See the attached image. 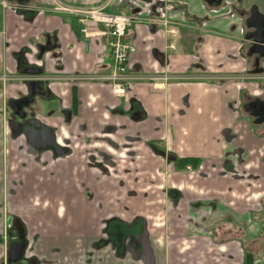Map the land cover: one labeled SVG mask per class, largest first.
<instances>
[{"label":"crops","instance_id":"crops-1","mask_svg":"<svg viewBox=\"0 0 264 264\" xmlns=\"http://www.w3.org/2000/svg\"><path fill=\"white\" fill-rule=\"evenodd\" d=\"M76 9L136 15L127 37L137 49L131 59L134 72L185 78L135 82L125 96L114 97L104 83L87 79L112 69L106 26L90 19L81 24L83 17L71 12ZM230 11L225 7L214 13L205 0H31L19 9L4 7L0 0V77L5 76L0 80V264H8L10 247L21 236L27 243L24 257L11 264H142L120 257L113 247H94L108 216L130 220L135 215L152 223L157 264H244L246 239L261 233L256 215L246 214L242 206L243 201L259 204L264 192V126L252 127L239 107L236 75L245 68L243 60H233L239 30L233 32L227 22H210ZM151 18L180 25L176 52L168 49L166 30L151 24ZM48 41L58 48L39 60L38 47ZM35 65L43 68L40 76L21 73ZM35 78L64 107L78 103L72 130L81 137L73 140L75 153L68 158L55 160L50 152H33L10 128L9 103L28 93V83ZM134 108L143 120L132 118ZM41 118L49 122L45 115ZM107 127L114 132L107 133ZM90 137L115 158L118 176L100 177L87 168ZM151 141H163L180 155L206 159L210 176L202 182L197 177L199 189L226 199L236 210L226 234L215 232L210 238L188 232L177 227L173 211L166 216L153 204L156 194L150 200L128 197L119 189L120 179L127 181V189L133 187L125 171L150 174L165 165L149 147ZM127 155L130 159L124 158ZM88 189L96 195L94 201L88 200ZM246 222L257 228L240 238L239 226ZM252 246L254 264H264L261 245Z\"/></svg>","mask_w":264,"mask_h":264},{"label":"flooded vegetation","instance_id":"flooded-vegetation-1","mask_svg":"<svg viewBox=\"0 0 264 264\" xmlns=\"http://www.w3.org/2000/svg\"><path fill=\"white\" fill-rule=\"evenodd\" d=\"M205 4L214 13L225 7L231 10L229 14L221 12L222 14H219L217 18L214 16L210 22H227L230 23V29L233 32L239 30L237 51L233 58V60H243L245 63V68L236 75L237 84L240 85L239 107L250 118L252 127L264 126V114L262 115L264 111V49L255 45V39L264 33L262 30L257 32V29L261 27L264 29V0H222L220 4L209 3L205 0ZM51 45L54 46V49L58 48V44H55L54 41L51 42ZM31 67H38L43 72L42 67L37 65ZM27 68L29 67L22 70ZM169 76L173 80L185 78H176L170 74ZM188 76L192 78L191 75ZM104 84L108 87L111 95L118 97L109 83ZM41 87L42 93L38 95L32 96L28 91L25 95L19 96L16 100L26 101L16 109H13L10 104L8 105L9 125H13L11 130L14 135L26 139L27 134L39 145H46L45 149L42 147L36 148L33 146L32 140L26 139L33 152H50L55 160L68 158L75 153L73 140L81 137V134H77L75 129L72 130L74 118L77 117L79 112L78 103L75 101L71 107H64L49 87L43 86V83ZM40 101H47L48 107L45 113L41 110ZM132 111L134 120L144 119L143 116H140L141 113L135 112V108ZM43 115L47 117L50 123L43 122L41 118ZM261 120L262 122H260ZM114 130L113 127L105 129L107 133L114 132ZM52 137L55 138L56 146H50ZM97 141L98 139L94 137H90L87 141L89 145L85 150L87 168L96 170L100 177L111 179L118 176L117 161L109 153L100 149ZM163 144V141L148 143L149 147L164 159L165 165L156 168L153 171L154 173L150 174L140 170L125 171L124 176L130 177L131 180L129 181L133 187L127 189V181L120 179L118 182L119 189L121 191L125 189L128 197L141 196L151 200L157 195V200H151L154 201L153 204H157L158 209H162L161 212L166 216L168 211H173L175 223L178 224L177 227L184 226V229L188 232L191 229L196 230L206 236L209 235L210 238H213L215 232L223 231L226 234L228 224L233 225L230 216H233L236 210L228 206L229 201H226V199L212 198L207 191L199 189L200 184L197 183V177L202 182L210 176V172L204 167L206 159L189 154L180 155L170 151ZM124 158L130 159L128 155ZM154 189L156 192H153ZM95 197L96 195L92 190L88 189V200L94 201ZM109 197H112V195H109ZM260 201H264V192L261 194ZM246 214L253 215L256 212H249L248 210ZM166 224V221L161 223L163 227ZM154 225H157V223ZM247 225L248 222H246V225L239 226L242 233L238 235L240 238L252 234L250 227ZM151 226L152 223L149 219L142 215H135L130 220L108 216L101 223L100 235L94 247L101 249L110 246L116 249L118 255L122 258L129 256L142 264H157L155 247L150 237ZM23 230L22 228L21 232L24 234ZM250 242L254 245L255 239H251ZM244 247V264H247L246 255L248 253L253 254L254 249L253 246L246 247L244 245ZM31 263L36 264L34 260Z\"/></svg>","mask_w":264,"mask_h":264},{"label":"built area","instance_id":"built-area-1","mask_svg":"<svg viewBox=\"0 0 264 264\" xmlns=\"http://www.w3.org/2000/svg\"><path fill=\"white\" fill-rule=\"evenodd\" d=\"M4 7H14L16 9L23 8L24 4L16 3L12 5L10 0H2ZM56 10L66 11L67 8L57 6ZM83 18L81 24H85L87 20H93L98 23H103L106 26V34L109 36L108 49L112 57V69L110 73L104 76L87 77L88 80H97L102 83H109L116 96L123 97L127 87L132 83L149 80L154 83H167L173 78L167 73L155 74L145 77L139 73H135L131 59L136 53V45L128 40V33L136 21V15L115 14L106 15L96 10L76 9L71 11ZM149 22L154 25H161L169 35L168 49L176 52L177 41L180 39V25L176 22L165 20L162 18H151ZM83 31H85L83 29ZM0 80H5V76L0 77Z\"/></svg>","mask_w":264,"mask_h":264},{"label":"water","instance_id":"water-1","mask_svg":"<svg viewBox=\"0 0 264 264\" xmlns=\"http://www.w3.org/2000/svg\"><path fill=\"white\" fill-rule=\"evenodd\" d=\"M14 1H16L19 4H25L29 0H14ZM206 1H208L209 3H217V4H220L222 2V0H206ZM261 30L264 32L263 27L257 29V32H260ZM255 43H256L255 44L256 46H259L264 49V33L259 38L255 39ZM38 50H39L38 59L41 60L46 52H50L54 50V46H52L51 42L48 41L46 45H40L38 47ZM21 73L31 75V76H40L42 74L41 69L38 67H29L25 70H22ZM41 84L42 82L39 79L32 80L28 83L29 92L31 93L32 96L42 93ZM25 101L26 100H12L10 101L9 104L13 109H16V107L21 106ZM263 114H264V111L262 112V115ZM262 120L260 122H262ZM10 128L13 129V125L10 124ZM26 139H29L31 141L32 137H29L26 134ZM31 142L33 146H35L36 148L42 147L45 149L46 145H39L33 140ZM50 146H56L54 137L51 138ZM25 249H26V240H24V237L21 236V242L11 245L10 250L8 252V256H7V263L11 264V263H17L21 261L24 257Z\"/></svg>","mask_w":264,"mask_h":264},{"label":"rangeland","instance_id":"rangeland-1","mask_svg":"<svg viewBox=\"0 0 264 264\" xmlns=\"http://www.w3.org/2000/svg\"><path fill=\"white\" fill-rule=\"evenodd\" d=\"M249 1H251V0H249ZM39 105L41 107L42 112L45 113L46 110H47V107H48L47 106V101H40ZM240 202H242V201H239V203ZM243 203H244L243 205H245V206H242L241 204H239V205L244 207V210L246 212L248 210H249V212L250 211H254L255 212L256 210L258 211V212L256 211V214H255L256 218L255 219L260 221L259 223H260V226H261V233H260V236L255 238V245L256 244L259 245V246L261 245V254H260V256L263 259L264 258V201H260L259 204H258V201H243ZM260 203H262V204H260ZM242 207H240L239 209H241ZM251 227L249 228L250 231L255 230L257 228V226L255 228L254 227L251 228ZM251 239H253V238H251ZM251 239L250 240L246 239V244H245L246 247H252V244L250 242Z\"/></svg>","mask_w":264,"mask_h":264},{"label":"trees","instance_id":"trees-1","mask_svg":"<svg viewBox=\"0 0 264 264\" xmlns=\"http://www.w3.org/2000/svg\"><path fill=\"white\" fill-rule=\"evenodd\" d=\"M12 2H16V1H14V0H11ZM29 2H31V0H29L28 2H26L27 4L29 3ZM0 241H1V239H0ZM254 261H255V256L253 255V254H251V253H248L247 255H246V262H247V264H254Z\"/></svg>","mask_w":264,"mask_h":264}]
</instances>
